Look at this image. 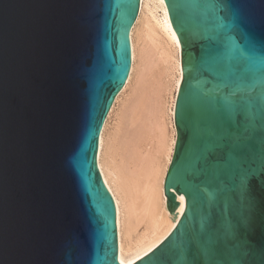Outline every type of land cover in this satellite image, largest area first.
<instances>
[{
	"label": "water",
	"instance_id": "95a60500",
	"mask_svg": "<svg viewBox=\"0 0 264 264\" xmlns=\"http://www.w3.org/2000/svg\"><path fill=\"white\" fill-rule=\"evenodd\" d=\"M163 1L181 65L164 197L169 213L176 196L184 211L130 264H264V0H229L224 29L211 10L222 0ZM139 6L0 0V264H120L96 153L130 72ZM249 73L257 77L252 118L244 106L237 117L210 103L208 88L243 89Z\"/></svg>",
	"mask_w": 264,
	"mask_h": 264
},
{
	"label": "bare ground",
	"instance_id": "6f19581e",
	"mask_svg": "<svg viewBox=\"0 0 264 264\" xmlns=\"http://www.w3.org/2000/svg\"><path fill=\"white\" fill-rule=\"evenodd\" d=\"M129 38L130 72L105 117L96 153L97 169L115 205L120 264L156 248L184 211L183 199L176 196L178 205L169 213L164 197L176 142L181 65L163 0H140Z\"/></svg>",
	"mask_w": 264,
	"mask_h": 264
},
{
	"label": "snow or ice",
	"instance_id": "6c2138e0",
	"mask_svg": "<svg viewBox=\"0 0 264 264\" xmlns=\"http://www.w3.org/2000/svg\"><path fill=\"white\" fill-rule=\"evenodd\" d=\"M212 14L214 16V19L217 23V27L219 29H224L226 27H230V25L226 24V16L231 12V4L229 0H222L220 3H216L212 5ZM221 13H224L222 15ZM225 36H227L228 40H231L232 38L227 35V33H223ZM190 57L194 59V54L190 53ZM257 77L254 73L247 74V80L244 84L243 89L240 87H231L229 84L225 83L219 86H212L208 88L205 92V95L209 96V101L214 106L222 109L225 112L236 114L238 117L237 110L244 106L247 109V116L249 118L253 117L252 108L255 103V98L257 96ZM259 82H260V91L258 93L259 101H260V110L262 113H264V72L260 73L259 76ZM243 91V95H240V93ZM249 185L247 182L244 184V191L242 193V196L244 198H247V192H248Z\"/></svg>",
	"mask_w": 264,
	"mask_h": 264
},
{
	"label": "rangeland",
	"instance_id": "374dc122",
	"mask_svg": "<svg viewBox=\"0 0 264 264\" xmlns=\"http://www.w3.org/2000/svg\"><path fill=\"white\" fill-rule=\"evenodd\" d=\"M126 101H127V100L123 101L124 104L126 103ZM122 104H123V103H122ZM124 104H123V105H124ZM120 106H121V108L123 107L122 105H120ZM120 106H119V107H120ZM121 110H122V109L118 108V111H121ZM118 115H121V114H119V112H118V113H117V116H118ZM117 116H116V117H117ZM115 120L117 121V119H115ZM114 123H115V122L113 121L111 124H114Z\"/></svg>",
	"mask_w": 264,
	"mask_h": 264
}]
</instances>
